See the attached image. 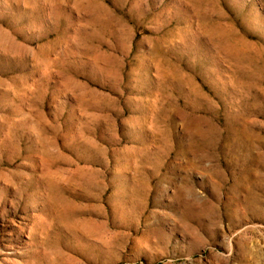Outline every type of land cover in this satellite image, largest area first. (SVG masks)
<instances>
[{"label": "rangeland", "instance_id": "obj_1", "mask_svg": "<svg viewBox=\"0 0 264 264\" xmlns=\"http://www.w3.org/2000/svg\"><path fill=\"white\" fill-rule=\"evenodd\" d=\"M0 264H264V0H0Z\"/></svg>", "mask_w": 264, "mask_h": 264}]
</instances>
